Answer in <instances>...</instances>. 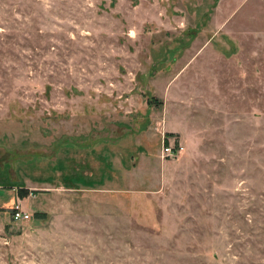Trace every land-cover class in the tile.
I'll return each mask as SVG.
<instances>
[{
  "label": "rangeland",
  "instance_id": "1",
  "mask_svg": "<svg viewBox=\"0 0 264 264\" xmlns=\"http://www.w3.org/2000/svg\"><path fill=\"white\" fill-rule=\"evenodd\" d=\"M0 264H264V0H0Z\"/></svg>",
  "mask_w": 264,
  "mask_h": 264
},
{
  "label": "built area",
  "instance_id": "2",
  "mask_svg": "<svg viewBox=\"0 0 264 264\" xmlns=\"http://www.w3.org/2000/svg\"><path fill=\"white\" fill-rule=\"evenodd\" d=\"M183 148L181 145H175V143L167 144L163 149V154L166 157H176L181 154ZM30 215L23 210H21L18 206L13 209L12 219L14 222H25L29 219Z\"/></svg>",
  "mask_w": 264,
  "mask_h": 264
},
{
  "label": "trees",
  "instance_id": "3",
  "mask_svg": "<svg viewBox=\"0 0 264 264\" xmlns=\"http://www.w3.org/2000/svg\"><path fill=\"white\" fill-rule=\"evenodd\" d=\"M18 197L23 198L24 196L22 194H18ZM36 219L42 218L41 214H36Z\"/></svg>",
  "mask_w": 264,
  "mask_h": 264
}]
</instances>
